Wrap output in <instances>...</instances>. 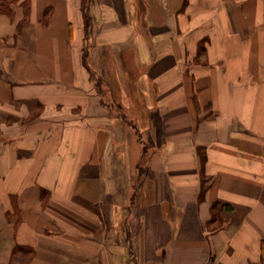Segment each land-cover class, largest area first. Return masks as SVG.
Masks as SVG:
<instances>
[{"label":"crops","instance_id":"obj_1","mask_svg":"<svg viewBox=\"0 0 264 264\" xmlns=\"http://www.w3.org/2000/svg\"><path fill=\"white\" fill-rule=\"evenodd\" d=\"M13 8L0 264H264V0Z\"/></svg>","mask_w":264,"mask_h":264},{"label":"trees","instance_id":"obj_2","mask_svg":"<svg viewBox=\"0 0 264 264\" xmlns=\"http://www.w3.org/2000/svg\"><path fill=\"white\" fill-rule=\"evenodd\" d=\"M19 0H0V13H5L7 14L11 19L15 18L14 15V8L13 6L16 5L18 3ZM25 13L28 12L29 10V6L28 3H26L25 5ZM144 150H146V147H144ZM200 155L202 157V159H204L205 154L202 150H200ZM205 186V184H204ZM205 191V187L202 189V194ZM222 209H228L226 206H222ZM263 247H264V242H263Z\"/></svg>","mask_w":264,"mask_h":264}]
</instances>
